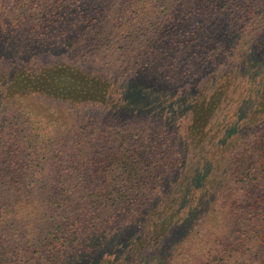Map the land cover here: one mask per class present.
Instances as JSON below:
<instances>
[{
    "label": "trees",
    "instance_id": "obj_1",
    "mask_svg": "<svg viewBox=\"0 0 264 264\" xmlns=\"http://www.w3.org/2000/svg\"><path fill=\"white\" fill-rule=\"evenodd\" d=\"M1 59L0 264H264V0H0Z\"/></svg>",
    "mask_w": 264,
    "mask_h": 264
},
{
    "label": "rangeland",
    "instance_id": "obj_2",
    "mask_svg": "<svg viewBox=\"0 0 264 264\" xmlns=\"http://www.w3.org/2000/svg\"><path fill=\"white\" fill-rule=\"evenodd\" d=\"M37 63L38 64H45V65H53L54 63H57L60 61V58L58 57H52V56H42L40 58L37 59ZM21 64V63H20ZM18 62H16L15 60L12 59H8V60H0V72L3 71H8L10 70L12 67L14 66H18L20 65ZM85 68V70L87 72H91L92 70H94V68H92L91 66H83ZM181 230V229H180ZM180 230L176 233L179 234ZM176 234H173L169 239L166 240V243H170L173 242L175 240Z\"/></svg>",
    "mask_w": 264,
    "mask_h": 264
}]
</instances>
